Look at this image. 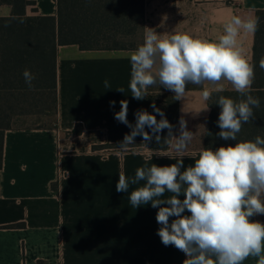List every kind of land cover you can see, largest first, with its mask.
I'll use <instances>...</instances> for the list:
<instances>
[{"label": "crops", "instance_id": "crops-1", "mask_svg": "<svg viewBox=\"0 0 264 264\" xmlns=\"http://www.w3.org/2000/svg\"><path fill=\"white\" fill-rule=\"evenodd\" d=\"M261 10L264 0H145L143 40L146 28L160 35L184 32L217 40L232 16L257 18ZM26 13L57 18V0H26ZM11 15V7H0V19ZM238 39L253 64L255 32L241 33ZM133 51L58 46L57 124L0 129V264H183L185 254L163 245L157 235L158 209L131 206L129 193L137 185L129 193L116 191L121 172L131 177L145 164L176 162L179 157L165 140L168 130L160 133V142L137 136L126 150L94 147L121 145L131 132L115 119L121 100L128 101L127 119L133 125L138 110L156 115L154 104L173 125L174 135H179L182 118L193 141L197 138L183 157L185 168L193 165L211 113L202 93L207 88L212 94L214 86L186 89L176 100L174 92L156 85L144 99H134L129 87ZM106 79L109 89L103 84ZM223 86L234 91L226 81ZM121 87L123 93L117 90ZM79 125L81 134L69 135ZM244 264H256V258Z\"/></svg>", "mask_w": 264, "mask_h": 264}, {"label": "clouds", "instance_id": "clouds-1", "mask_svg": "<svg viewBox=\"0 0 264 264\" xmlns=\"http://www.w3.org/2000/svg\"><path fill=\"white\" fill-rule=\"evenodd\" d=\"M258 26V18L234 15L224 24L217 40L184 32L160 35L146 28L143 43L130 55L129 87L134 99H144L148 89L156 85L174 92L176 100L186 95L190 84H211L220 93L225 81L241 97L234 100L220 95L215 101L221 109L217 135L237 141L235 145L202 148L194 164L186 168L183 157L193 133L182 118L177 136L173 125L154 104L159 120L146 110H138L135 124H130L127 100L120 101L121 109L115 113V119L131 129L121 142L124 150L137 136L145 142L153 137L160 142V133L168 130L165 140L179 157L176 162L164 166L145 164L131 177L121 172L116 191L129 193L130 186L137 185L129 193L131 206L151 204L158 209L157 235L163 245L174 246L185 254L183 264H244L249 257L256 258V264H264V223L251 219L264 215V137L237 140L243 124L251 122L254 109L261 106L260 98L250 94L255 65L247 59L238 38L241 33H254ZM259 67L264 70V57ZM22 75L29 90H35V75L29 69H24ZM103 84L105 89L111 88L107 79ZM117 90L124 92L122 87ZM202 95L205 101L212 97L207 88ZM115 103L110 101V106ZM165 193L171 195L166 197ZM186 210L188 215L184 214ZM170 217L174 218L171 222Z\"/></svg>", "mask_w": 264, "mask_h": 264}, {"label": "trees", "instance_id": "trees-1", "mask_svg": "<svg viewBox=\"0 0 264 264\" xmlns=\"http://www.w3.org/2000/svg\"><path fill=\"white\" fill-rule=\"evenodd\" d=\"M57 5V18L29 17L26 0H0V7L12 8L11 17L0 19V129H47L14 127L13 121L28 115L57 116L58 46L77 45L83 51L136 50L143 43L145 0H57ZM257 18L259 26L255 31L253 58L255 79L250 94L260 98L261 106L254 109L255 118L243 124L238 141L254 140L258 135L264 137V70L259 67V60L264 57V10L258 12ZM24 69L35 75V90H29L25 84ZM197 88L201 86H187V89ZM220 95L241 99L235 91L212 93L202 148L234 146L237 142L223 140L217 135L221 109L215 101ZM81 132L79 125L69 135ZM120 147L103 145L94 150ZM1 155L2 152L0 168ZM53 188L57 189V185ZM258 216V219H251L264 223V215Z\"/></svg>", "mask_w": 264, "mask_h": 264}, {"label": "rangeland", "instance_id": "rangeland-1", "mask_svg": "<svg viewBox=\"0 0 264 264\" xmlns=\"http://www.w3.org/2000/svg\"><path fill=\"white\" fill-rule=\"evenodd\" d=\"M57 124V116L55 114H52L50 116L46 115H28L16 118L13 121L14 127H54ZM195 141L192 140V142L189 144L188 147L197 145V138H194ZM202 141V139H201ZM202 145V143H201ZM256 219L259 218V216H254Z\"/></svg>", "mask_w": 264, "mask_h": 264}]
</instances>
